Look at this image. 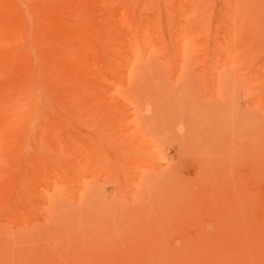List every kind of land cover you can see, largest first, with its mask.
<instances>
[{
    "label": "rangeland",
    "instance_id": "374dc122",
    "mask_svg": "<svg viewBox=\"0 0 264 264\" xmlns=\"http://www.w3.org/2000/svg\"><path fill=\"white\" fill-rule=\"evenodd\" d=\"M0 264H264V0H0Z\"/></svg>",
    "mask_w": 264,
    "mask_h": 264
}]
</instances>
